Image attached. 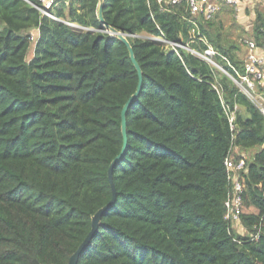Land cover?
Here are the masks:
<instances>
[{
	"label": "trees",
	"instance_id": "obj_1",
	"mask_svg": "<svg viewBox=\"0 0 264 264\" xmlns=\"http://www.w3.org/2000/svg\"><path fill=\"white\" fill-rule=\"evenodd\" d=\"M219 10L205 19L183 1L103 0L104 20L126 34L142 81L125 111L115 198L76 264H264V116L200 56L211 47L220 67L243 71L239 46L214 26ZM250 11V38L264 49V0ZM51 12L93 30L25 0H0V264L68 262L112 197L107 170L138 83L127 46L97 19V0ZM234 106L231 129L226 110ZM256 147L240 219L261 232L249 240L224 219V159Z\"/></svg>",
	"mask_w": 264,
	"mask_h": 264
},
{
	"label": "built area",
	"instance_id": "obj_2",
	"mask_svg": "<svg viewBox=\"0 0 264 264\" xmlns=\"http://www.w3.org/2000/svg\"><path fill=\"white\" fill-rule=\"evenodd\" d=\"M38 11L47 15L52 19L61 20L72 27L83 28V26L70 22L68 20L57 17L52 14L51 8L61 2H68L70 0H25ZM161 5L177 4L179 2H185L186 8L192 15L202 14L205 19H210L214 14L220 9V3H225L226 5L232 7L235 11H240L244 8V5L254 3L255 0H156ZM87 30H93V28L85 27ZM33 37V36H32ZM34 38V37H33ZM162 41L166 42L167 45L182 46L177 43L169 42L163 38ZM244 54H243V71H236V76L228 73L222 67H219L224 73H226L234 82L236 86L239 87L240 91L243 92L247 98L258 108L259 112L264 116V49L259 47L252 38H244ZM185 49L196 53L193 49L182 46ZM197 54V53H196ZM214 51L211 47H208L203 54V58L207 61L212 62L211 56ZM218 66V65H216ZM226 110L228 114V120L230 128L233 129L235 109ZM224 166L226 171V176L228 180V190L226 193V198L224 201L225 214L224 219L228 221L229 225L234 229L237 223L241 222L240 215L243 203V188H244V172L247 170L248 162L244 157V154H240L238 157L229 154L224 159ZM263 219V217H261ZM253 231L249 232L247 237L249 240H257L261 232V224L256 223L253 225ZM235 230V229H234ZM237 230V229H236ZM247 230V229H246ZM236 232V231H235ZM240 235V234H239ZM239 242V241H238Z\"/></svg>",
	"mask_w": 264,
	"mask_h": 264
},
{
	"label": "rangeland",
	"instance_id": "obj_3",
	"mask_svg": "<svg viewBox=\"0 0 264 264\" xmlns=\"http://www.w3.org/2000/svg\"><path fill=\"white\" fill-rule=\"evenodd\" d=\"M261 1L262 0H257L254 3L244 5V8L241 9L240 11H233L229 7H222L217 13V16L215 17L214 26H217L219 28V32L221 36L220 38L222 40H227L228 42H233L237 44L239 46V50L237 51V56H239V58L241 59L243 58L244 48H245L243 44V39L245 37L251 36V25H252V20L254 18V15H253L254 13H252L250 10L255 5L258 6L261 3ZM247 10L250 12H247ZM74 28L77 30H87L85 29L84 26L83 28H79V27H74ZM30 34L34 38L37 36V33L34 29L30 30ZM138 36L142 38H152V39H155V40H158V41H161L167 44L166 42L162 41L160 37L149 36L148 34H145V33L140 34ZM29 54L31 55V49L29 51ZM200 56L202 57L203 55L200 54ZM210 63L214 64L215 66L218 65L213 60ZM216 67L219 68L220 66L218 65ZM257 149L258 147L250 149L249 151H246V152L237 150L235 154H237L238 156L240 154H244L245 158L250 159L251 155L255 151H257ZM234 229H235L234 231H236L237 234H240L241 236H244V237L247 236L249 233V231L246 230L242 222L237 223Z\"/></svg>",
	"mask_w": 264,
	"mask_h": 264
},
{
	"label": "water",
	"instance_id": "obj_4",
	"mask_svg": "<svg viewBox=\"0 0 264 264\" xmlns=\"http://www.w3.org/2000/svg\"><path fill=\"white\" fill-rule=\"evenodd\" d=\"M102 5H103V0H97V19L100 21L102 27L104 28V30L110 34H115L120 40H122L125 45L127 46V49L129 51V56L131 61L133 62L136 70H137V74H138V83H137V87L136 90L134 91V93L128 98V100L125 102V104L122 107V111H121V124H120V129H121V133H122V137H123V145H122V149L120 151V153L111 161V163L108 166V170H107V175H108V181H109V185L111 188V193H112V197L109 200V202L100 207L99 209H97L95 211V213L91 216V228L89 230V232L87 233V235L85 236V238L82 240V242L78 245V247L72 252V254L69 256L68 262L66 264H76V261L78 259L79 254L81 253V251L84 249V247L86 246V244L89 242V239L91 237V235L97 230L99 224H100V217L102 215V213L109 207V205L113 202L114 198H115V188L113 185V181H112V168L116 162V160L119 158V156L123 153L124 148L126 146V121H125V111L127 109L128 104L136 97L138 90L140 88L141 85V69L138 65V63L136 62L130 43L126 37V34L118 31L117 29H115L114 27L110 26L109 24H107L104 20L103 14H102Z\"/></svg>",
	"mask_w": 264,
	"mask_h": 264
}]
</instances>
